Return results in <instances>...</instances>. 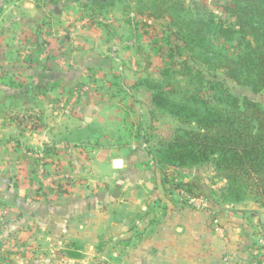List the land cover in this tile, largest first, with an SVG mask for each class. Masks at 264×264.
<instances>
[{
  "label": "rangeland",
  "instance_id": "rangeland-1",
  "mask_svg": "<svg viewBox=\"0 0 264 264\" xmlns=\"http://www.w3.org/2000/svg\"><path fill=\"white\" fill-rule=\"evenodd\" d=\"M102 1L0 0V141L9 154L0 172L9 200L0 201V264H148V213L191 207L218 219L239 202L262 205L235 199L214 160L178 166L167 158L166 143L196 128L187 108L202 83L207 96L216 77L264 109V89L205 62L238 53L239 35L227 42L213 28L235 23L229 0ZM191 20L210 27L194 51L181 32ZM78 27L85 48L104 42L83 77L23 70L31 61L22 52L45 30L73 39Z\"/></svg>",
  "mask_w": 264,
  "mask_h": 264
},
{
  "label": "trees",
  "instance_id": "trees-1",
  "mask_svg": "<svg viewBox=\"0 0 264 264\" xmlns=\"http://www.w3.org/2000/svg\"><path fill=\"white\" fill-rule=\"evenodd\" d=\"M224 10L235 17V23L220 22L213 28L227 42L239 35L238 53L205 62L237 84H250L255 92L260 91L264 89V0H229ZM206 26L202 20L185 24L181 31L185 49L194 51L198 37V43L204 42L201 36L210 28ZM215 78L212 93L203 94L202 83L197 94L190 96L193 106L187 108L186 117L196 128L177 133L166 143L167 158L178 166L214 160L235 199L250 195L264 205V109L252 100L238 99Z\"/></svg>",
  "mask_w": 264,
  "mask_h": 264
},
{
  "label": "crops",
  "instance_id": "crops-1",
  "mask_svg": "<svg viewBox=\"0 0 264 264\" xmlns=\"http://www.w3.org/2000/svg\"><path fill=\"white\" fill-rule=\"evenodd\" d=\"M8 31L6 29L4 35H8ZM44 32L38 43L31 41L29 51L22 52H26L23 59L31 61V68L23 69L31 73L30 76L49 78L56 75L59 78H72L70 81L73 82L79 75L83 77L84 70L92 63L99 62V47L103 51L104 42L96 40L95 44H88L85 48V42L79 36L80 27L76 29L73 39H69L65 31L60 35L65 32L66 36L59 38L52 31ZM91 47L95 54L92 53L94 50L89 51ZM34 137L40 139L36 135ZM8 163V147L0 141L1 173ZM122 167H126L123 160ZM121 173L124 174V171ZM121 184L123 182H119L118 187ZM2 186L0 201H6L8 197L3 193ZM148 188L152 189V184H148ZM244 203L222 208L218 219L208 211L191 207L148 213V264H222L224 259L230 264H264V251L258 249L259 241L264 238V205L248 209L247 202ZM216 222L221 226L217 227ZM253 249L259 253L256 255Z\"/></svg>",
  "mask_w": 264,
  "mask_h": 264
},
{
  "label": "built area",
  "instance_id": "built-area-1",
  "mask_svg": "<svg viewBox=\"0 0 264 264\" xmlns=\"http://www.w3.org/2000/svg\"><path fill=\"white\" fill-rule=\"evenodd\" d=\"M195 201H196V200L190 199V200H189V203H190V204H193ZM201 202L203 203V201H201ZM197 204H198V203H197ZM203 207H205V205H203ZM216 223H217V222H216ZM217 224H218V223H217ZM259 246H260V247H259L258 249H259V250L262 249V250L264 251V238L261 239V240L259 241ZM253 253H255V254L257 255V254L259 253V251L253 249ZM222 264H230V263H229V261H228L227 259H224Z\"/></svg>",
  "mask_w": 264,
  "mask_h": 264
},
{
  "label": "water",
  "instance_id": "water-1",
  "mask_svg": "<svg viewBox=\"0 0 264 264\" xmlns=\"http://www.w3.org/2000/svg\"><path fill=\"white\" fill-rule=\"evenodd\" d=\"M114 166L116 168H121L122 167V160H116L115 163H114Z\"/></svg>",
  "mask_w": 264,
  "mask_h": 264
}]
</instances>
